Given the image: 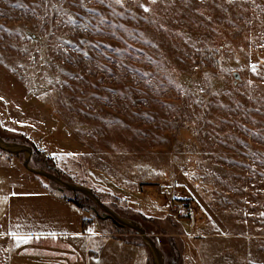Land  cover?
Instances as JSON below:
<instances>
[{
    "label": "rangeland",
    "instance_id": "374dc122",
    "mask_svg": "<svg viewBox=\"0 0 264 264\" xmlns=\"http://www.w3.org/2000/svg\"><path fill=\"white\" fill-rule=\"evenodd\" d=\"M261 45L264 0H0V136L164 264H264Z\"/></svg>",
    "mask_w": 264,
    "mask_h": 264
},
{
    "label": "crops",
    "instance_id": "0c3cea01",
    "mask_svg": "<svg viewBox=\"0 0 264 264\" xmlns=\"http://www.w3.org/2000/svg\"><path fill=\"white\" fill-rule=\"evenodd\" d=\"M27 172L0 150V264H145L142 245L96 231L93 211Z\"/></svg>",
    "mask_w": 264,
    "mask_h": 264
},
{
    "label": "water",
    "instance_id": "95a60500",
    "mask_svg": "<svg viewBox=\"0 0 264 264\" xmlns=\"http://www.w3.org/2000/svg\"><path fill=\"white\" fill-rule=\"evenodd\" d=\"M234 82L239 80L240 76L237 72L233 73ZM0 150L9 153V154H23L22 165L23 167L35 174L41 175L50 181L56 183L60 189H66L69 191H76L84 194L87 198L93 201L96 206L105 214V216L116 226L118 227H127L132 229L136 235H139L143 244L146 246L148 253L150 254L152 264H164V259L162 251L156 245L152 237L145 232L144 227L129 218L120 216L115 210L110 206L106 205L92 190L90 187L70 182L62 179L58 174L45 170L43 168L32 167L29 164L31 155H32V146L24 143L9 142L4 140L0 136Z\"/></svg>",
    "mask_w": 264,
    "mask_h": 264
},
{
    "label": "trees",
    "instance_id": "16d2710c",
    "mask_svg": "<svg viewBox=\"0 0 264 264\" xmlns=\"http://www.w3.org/2000/svg\"><path fill=\"white\" fill-rule=\"evenodd\" d=\"M3 138V137H2ZM4 140H8V139H6V138H3ZM18 154H22V153H18ZM50 171V170H49ZM54 173H56V172H54ZM57 174V173H56ZM59 175V174H58ZM60 176V175H59ZM61 177V176H60ZM62 178V177H61ZM62 179H64V178H62ZM65 180V179H64ZM54 183V182H53ZM56 184V183H55ZM56 186H58L57 184H56ZM59 187V186H58ZM62 190H64V189H62ZM72 194H74V195H78V194H80V192H76V191H74V192H71ZM83 196H85L84 194H82ZM87 198V197H86ZM87 199H89V198H87ZM68 200L71 202V203H73L74 205H76L77 207H80V208H86V206L85 205H82L81 204V202L79 201V199H76V197H69L68 198ZM90 200V199H89ZM91 201V200H90ZM183 217H187L186 215H183V216H179V218H183ZM178 218V219H179ZM185 219V218H184ZM178 222V221H177ZM181 225V224H180ZM182 226V225H181ZM120 228H127V227H120ZM182 228H183V226H182ZM130 229V228H129ZM132 230V229H131ZM135 233V232H134ZM139 236V235H138ZM140 237V236H139ZM141 239V238H140ZM172 240V239H171ZM141 243H142V245L146 248V246L143 244V242H142V240H141ZM157 245V244H156ZM168 246H169V248L170 249H172L174 252H175V250H176V248H178L179 247V243L178 242H176V241H174V240H172V241H170V243L168 244ZM146 250H147V248H146ZM148 251V250H147ZM149 254V253H148ZM149 258H150V254H149ZM178 258H176V260H177ZM174 260V259H173ZM175 260V261H176ZM150 261H151V258H150ZM151 264H152V262H151Z\"/></svg>",
    "mask_w": 264,
    "mask_h": 264
},
{
    "label": "snow or ice",
    "instance_id": "6c2138e0",
    "mask_svg": "<svg viewBox=\"0 0 264 264\" xmlns=\"http://www.w3.org/2000/svg\"><path fill=\"white\" fill-rule=\"evenodd\" d=\"M115 2L117 4H120L121 3V0H115ZM153 3L156 2V0H152ZM229 3H232L234 2V0H228ZM144 11H149V9L147 8H144ZM262 47H264V45H261ZM253 71L255 72V66H253ZM0 99H3L2 97H0ZM91 232V230H89ZM13 236V238L17 241V245H19V243H27L29 239H31V237H21V236H18L16 234H10ZM54 235V234H53Z\"/></svg>",
    "mask_w": 264,
    "mask_h": 264
}]
</instances>
